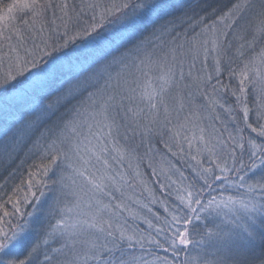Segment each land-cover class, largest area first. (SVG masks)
<instances>
[{"label": "snow or ice", "instance_id": "obj_1", "mask_svg": "<svg viewBox=\"0 0 264 264\" xmlns=\"http://www.w3.org/2000/svg\"><path fill=\"white\" fill-rule=\"evenodd\" d=\"M196 7L0 9V137L42 177L8 194L0 264H264V0Z\"/></svg>", "mask_w": 264, "mask_h": 264}, {"label": "trees", "instance_id": "obj_2", "mask_svg": "<svg viewBox=\"0 0 264 264\" xmlns=\"http://www.w3.org/2000/svg\"><path fill=\"white\" fill-rule=\"evenodd\" d=\"M9 2L12 1L0 0V9H5ZM173 2H175V0H173ZM184 2L188 3L197 12H200L201 15L203 14V12L200 10V8L196 7L197 5H201L203 8H208L209 6H219L223 8L229 4V0H184ZM90 15L88 13V15L86 14L82 16L81 22L90 19ZM253 119H255L254 115ZM9 123L12 124L13 122L9 120ZM39 163L40 159L37 146L27 141L21 142L18 145H14L11 142L7 141L5 138L0 137V204L4 205L3 208H0V216H3L4 211L11 212L13 210L12 205L6 203L8 194H11L12 189L17 185H21L22 182L23 188H27L29 171L37 173L36 179L42 178L39 175V170L37 168L30 167L38 165ZM175 163L178 168H181L185 172V174L188 175L189 169L187 167V162L177 159L175 160ZM148 175H151L150 171ZM153 184L158 189L159 183L156 182L154 178ZM19 195L23 196L24 192L22 191ZM37 195H39V193H37ZM136 195H139V189H137ZM22 208H25L26 211L31 210L24 205H22ZM5 219L9 218L5 217Z\"/></svg>", "mask_w": 264, "mask_h": 264}, {"label": "rangeland", "instance_id": "obj_3", "mask_svg": "<svg viewBox=\"0 0 264 264\" xmlns=\"http://www.w3.org/2000/svg\"><path fill=\"white\" fill-rule=\"evenodd\" d=\"M12 2H9L8 4H7V6L9 5V4H11V3H13L14 2V0H11ZM80 2H81V0H69V3H70V5H75L77 8H79V6H80ZM101 2L102 3H104L105 5H107V4H110L111 2H112V0H101ZM7 6H6V8L4 9V11L6 12V10H7ZM57 14H59V13H57ZM91 13H89V15H90ZM14 15L17 17V19H19L20 17H22V16H24V14L23 13H20V12H16V13H14ZM87 15H88V13H87ZM48 16H49V19H51V12H49V14H48ZM90 17H91V15H90ZM24 18H27L26 16H24ZM89 20V19H88ZM82 23V22H81ZM2 27H4V25L3 24H0V28H2ZM159 186V185H158ZM159 188V187H158ZM131 194V193H130Z\"/></svg>", "mask_w": 264, "mask_h": 264}]
</instances>
